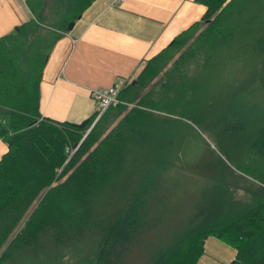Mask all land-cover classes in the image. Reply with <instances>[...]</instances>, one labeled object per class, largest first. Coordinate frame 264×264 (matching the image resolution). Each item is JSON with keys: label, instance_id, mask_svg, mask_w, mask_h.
Wrapping results in <instances>:
<instances>
[{"label": "trees", "instance_id": "1", "mask_svg": "<svg viewBox=\"0 0 264 264\" xmlns=\"http://www.w3.org/2000/svg\"><path fill=\"white\" fill-rule=\"evenodd\" d=\"M196 1L201 17L82 125L41 114L39 83L54 41L91 0H27L37 19L0 36V264H196L208 234L236 248L228 264H264V183L170 175L188 120L222 150L235 137L237 157L256 149L246 124L264 134V0ZM239 116L244 126L231 128Z\"/></svg>", "mask_w": 264, "mask_h": 264}, {"label": "crops", "instance_id": "2", "mask_svg": "<svg viewBox=\"0 0 264 264\" xmlns=\"http://www.w3.org/2000/svg\"><path fill=\"white\" fill-rule=\"evenodd\" d=\"M206 7L196 0H91L54 41L39 83L41 114L81 122L95 111L91 89L134 77L140 66ZM53 21L52 11L44 13ZM37 19L27 0H0V36ZM68 24V23H67ZM67 26V25H66ZM7 144L0 138V157ZM236 248L208 234L196 264H228Z\"/></svg>", "mask_w": 264, "mask_h": 264}, {"label": "rangeland", "instance_id": "3", "mask_svg": "<svg viewBox=\"0 0 264 264\" xmlns=\"http://www.w3.org/2000/svg\"><path fill=\"white\" fill-rule=\"evenodd\" d=\"M249 108H251L249 105L243 106L245 112ZM242 121L240 116L231 121V128L235 125L236 129L243 127L245 123ZM261 125L260 121L256 124L251 122L246 124L243 131L249 135L250 147H254L255 141L258 150H261L260 145L264 136L263 131L257 136ZM175 135L178 157L175 166L170 170L173 183H244L248 186L252 183H264V155H259L255 148L253 150L249 148L244 156L239 154L237 157L233 148H241V143L235 146V137L231 139L227 151L222 150L208 129L200 128L189 120L179 127ZM236 192L240 195L243 189L236 187Z\"/></svg>", "mask_w": 264, "mask_h": 264}, {"label": "built area", "instance_id": "4", "mask_svg": "<svg viewBox=\"0 0 264 264\" xmlns=\"http://www.w3.org/2000/svg\"><path fill=\"white\" fill-rule=\"evenodd\" d=\"M124 80L125 78L123 77H117V79L108 86H99L91 89V96L95 100V111L97 112V117L109 106L122 101L119 98V91L122 88Z\"/></svg>", "mask_w": 264, "mask_h": 264}, {"label": "water", "instance_id": "5", "mask_svg": "<svg viewBox=\"0 0 264 264\" xmlns=\"http://www.w3.org/2000/svg\"><path fill=\"white\" fill-rule=\"evenodd\" d=\"M73 20H70L69 22H68V24H67V26H66V29H70L71 27H72V25H73ZM84 120H82L81 122H79L78 124L79 125H82V124H84ZM94 123H95V121H93V123L89 126V128L87 129V131L85 132V134H84V136L88 133V131L90 130V128L94 125ZM83 136V137H84Z\"/></svg>", "mask_w": 264, "mask_h": 264}]
</instances>
